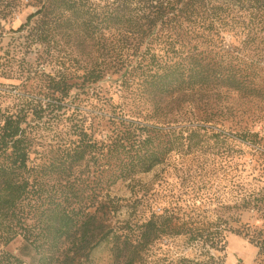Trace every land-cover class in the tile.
<instances>
[{
  "label": "trees",
  "instance_id": "1",
  "mask_svg": "<svg viewBox=\"0 0 264 264\" xmlns=\"http://www.w3.org/2000/svg\"><path fill=\"white\" fill-rule=\"evenodd\" d=\"M21 7L35 11L10 30L43 46L41 61L53 73L29 71L36 83L26 79L23 102L32 121L23 109H0V264H94L90 254L102 243L110 244L109 264H164L165 240L176 237L199 253L177 264H225L228 232L257 247L255 264H264V188L235 183L232 203L219 200L206 218L177 198L156 209L143 196L137 201L150 213L120 225L111 220L123 205L108 193L118 180L201 149L200 133L213 119L192 120L181 109L187 106L173 102L228 95L229 112L224 104L216 116L231 122L241 116L235 94L264 98L260 66L242 50L264 29V0H0V21ZM107 78L120 101L99 107L110 127L98 138L86 116L76 115L85 110L72 111L73 122L65 111L74 89L88 93ZM34 123L50 138L40 141ZM258 133L236 130L234 138L262 153ZM200 199L205 206L215 200ZM243 211L262 223L242 221ZM16 238L19 256L6 249Z\"/></svg>",
  "mask_w": 264,
  "mask_h": 264
},
{
  "label": "rangeland",
  "instance_id": "2",
  "mask_svg": "<svg viewBox=\"0 0 264 264\" xmlns=\"http://www.w3.org/2000/svg\"><path fill=\"white\" fill-rule=\"evenodd\" d=\"M33 11L35 10L32 7H21L19 11L14 12L13 18L5 22L0 21V109H9L11 112L23 109L28 121H32L33 118L29 108L30 102L29 104L23 102L24 94H26L24 90H28L24 85H26V79H28L27 85H31V87L36 83L29 78L31 75L29 71L36 69L46 74L53 73L52 64L41 61L39 54L43 46L30 42V40L22 37L23 34L14 33L10 30L11 28L16 29ZM263 32L264 29L258 30L255 39L249 41L242 50H244L245 57L258 62L260 66L259 76L264 82ZM226 39L227 42L230 40L229 34H227ZM67 53L64 50L59 52L61 56H65ZM108 82L109 79L107 78L104 82L95 83L87 90L88 93L74 89L71 93L74 96L73 102L67 100L68 109L65 111V114L69 115L68 117L73 122L71 112L85 110L84 114L76 115L86 116L88 125L91 126V130L98 138H103L109 132L110 127V123L107 122L99 107L106 100L109 103L120 101L119 92ZM262 85L264 86V83ZM225 97L227 98L222 99L223 103L221 99L213 98L216 101L214 103L212 99L207 101L201 95L191 94V96L182 97L183 99L173 102L175 105L180 102L183 106H187L181 109L183 111L190 110V113L194 114L192 120L197 115L204 116L205 114L213 119L211 124L204 125L206 129L200 133L202 136L201 149L181 158L176 154L171 155L164 163L159 164L151 171L136 174L128 180H118L110 186L108 193L123 205L122 209L112 218V224L120 225L126 220L139 221L149 214L147 202L143 206L137 201L139 198L143 200V196H145L144 199L149 197L154 199L156 209H159L167 201L179 199V203L184 206V209L195 207L200 216L206 218L213 212L214 208L219 209V200L223 199L232 203L235 183H240L248 190L264 188V148L259 149V151L263 150L260 153L249 143H243L234 138L236 130L252 129L259 132V142L264 145V98L242 101L241 97L235 94L232 102L238 106L241 116L235 117L230 122L228 120L222 121L221 117L216 116L220 115V111L224 109V104L228 109L227 112H229V102L231 101H229L228 95ZM77 98H85V100H80L79 103ZM76 107H78L77 110ZM259 120L261 121L258 122ZM31 128H33L32 133H35L37 138L41 139L40 141L50 138L52 135L50 130H42V126L37 125V123H34ZM206 195L215 198L212 206L203 205L200 197ZM193 197L198 199L193 202L191 199ZM240 219L253 225L262 223V220L251 211L241 212ZM226 236L225 264L256 263L257 247L250 244L242 236H236L230 232ZM165 243L168 244L167 248L170 254L169 260L163 262L164 264H177V260L181 256L189 259L198 257V250L193 246L191 247L184 237L171 238L165 240ZM20 246L21 240L16 238L6 246V249L19 256ZM110 254V244L102 243L91 252L90 256L94 264H109L112 261Z\"/></svg>",
  "mask_w": 264,
  "mask_h": 264
}]
</instances>
